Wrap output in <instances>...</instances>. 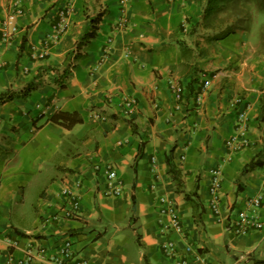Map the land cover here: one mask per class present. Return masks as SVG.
Instances as JSON below:
<instances>
[{"label": "crops", "instance_id": "0c3cea01", "mask_svg": "<svg viewBox=\"0 0 264 264\" xmlns=\"http://www.w3.org/2000/svg\"><path fill=\"white\" fill-rule=\"evenodd\" d=\"M203 3L0 0V97L13 95L0 103V264L29 250L31 264H45L40 250L51 254L65 237L74 253L67 264H180L183 255L186 264L264 260V34L251 27L215 41H207L210 30L190 35L183 19L200 21ZM15 6L23 14L5 40L2 23ZM93 25L95 37L77 48ZM179 40L194 50L188 63ZM172 80L184 89L193 80L180 108ZM128 96L136 103L129 115L122 110ZM59 111L76 112L82 122L65 128L50 121ZM233 135L247 145L232 150ZM170 150L182 175L179 192L166 174ZM251 161L260 164L241 174ZM105 163L115 179H107ZM216 167L218 215L208 195ZM118 182V195L105 193ZM63 189L80 194L76 218L62 217ZM182 191H196L203 209L196 218ZM257 193L262 228L235 235L228 218ZM163 197L177 203L179 231L165 230ZM168 241L177 257L164 253Z\"/></svg>", "mask_w": 264, "mask_h": 264}, {"label": "built area", "instance_id": "2783aa9c", "mask_svg": "<svg viewBox=\"0 0 264 264\" xmlns=\"http://www.w3.org/2000/svg\"><path fill=\"white\" fill-rule=\"evenodd\" d=\"M23 14L22 7H16L14 10L6 16L2 23V36L5 40L9 36L17 31V25L15 24L18 16ZM127 21V18H123L121 23L124 24ZM64 20L62 18L61 25L63 26ZM183 29L187 31L189 29V22L187 19H183L182 23ZM112 43V38H108L105 42V47L103 48V55H107L109 51V45ZM39 56L44 57V53L40 52ZM171 92L176 100V108H180V102L185 100V89L180 85L178 81L172 80L170 82ZM239 101L238 98L233 99V103L236 104ZM135 99L133 97H126L122 103V110L125 114L129 115L135 109ZM245 109L242 112H239L238 119L241 123L245 119ZM97 118H100L97 115ZM245 130V123L242 128V132ZM241 134V133H240ZM228 146L232 150H240L247 145L246 139L239 138L238 135H233L227 142ZM104 172L108 180H113L116 177V172L112 169L110 163H105ZM77 186V185H76ZM121 186L119 182L117 184H109L105 193L115 196L120 192ZM222 189V174L221 170L216 167L210 178V184L208 187V195L210 202V209L216 215L220 212V195ZM61 195L63 196L64 206L62 210V217L67 219L76 218L80 209L79 199L80 194L75 189L71 191L68 189L61 190ZM262 195L257 193L251 197H248L245 201V208L236 212L233 218H228L227 225L229 229L235 235H245L251 230H258L262 228L263 223L259 218V208L262 204ZM163 206L161 207L160 212L167 217V223L165 225V230L179 231L182 226V220L179 214L177 203L175 200L167 197L161 199ZM72 239L70 237H65L62 243L56 248L51 254H45V251L40 250V258L43 259L45 264H67L74 259V253L72 250ZM162 249L167 256L177 257L178 251L175 245V242L168 241L162 244ZM185 257L184 255L181 256ZM178 256V263L186 264L187 260L182 259ZM35 259V255L32 251H28L23 258L14 261V264H31ZM75 264H85L84 261H76Z\"/></svg>", "mask_w": 264, "mask_h": 264}, {"label": "trees", "instance_id": "16d2710c", "mask_svg": "<svg viewBox=\"0 0 264 264\" xmlns=\"http://www.w3.org/2000/svg\"><path fill=\"white\" fill-rule=\"evenodd\" d=\"M203 1L202 7V14L200 17V21L195 23L191 22L188 19L189 25V34L194 35L198 30H210L213 32L212 35L207 37V41H215L224 38L225 36L233 33L237 29L246 30L247 26H243L241 24L240 13L242 8L246 7L247 5H251L256 8L260 13L264 14V0H200ZM224 15H220V14ZM236 13V19L234 21L230 20L231 15ZM231 14V15H230ZM245 14V13H243ZM242 16H246L243 15ZM97 24V23H96ZM248 29V28H247ZM96 34V27L93 25L82 38V40L77 43V48L79 46L86 44L90 39L94 38ZM181 56L184 61L188 63V61L193 57V48L189 47L187 43L183 40L178 41ZM77 57V55L75 56ZM191 66V65H188ZM190 69L193 72H197L196 68L191 66ZM193 80H190L186 85L185 93L186 96L189 97L193 94V87H192ZM63 86V83L60 84ZM32 89L31 85L26 86L23 89V95L28 93ZM12 94H8L7 96L0 97V103L5 102L12 98ZM50 121L53 123L59 124L64 126L65 128H72L74 125L81 123L82 119L76 112H55L50 118ZM131 124V123H130ZM132 126V124H131ZM165 164H166V174L171 178L175 185V191L179 192L180 188L183 187V180L181 171L175 165L173 158H172V150H170L165 157ZM259 161H251L248 163L241 174L247 173L256 166H259ZM184 192V191H182ZM184 199L188 202L192 208L193 214L197 211H202V205L198 201V196L196 191L193 192H184ZM40 235H36V238H40ZM258 264H264V260L256 261Z\"/></svg>", "mask_w": 264, "mask_h": 264}, {"label": "rangeland", "instance_id": "374dc122", "mask_svg": "<svg viewBox=\"0 0 264 264\" xmlns=\"http://www.w3.org/2000/svg\"><path fill=\"white\" fill-rule=\"evenodd\" d=\"M242 14L246 16H242ZM220 15H224V14L221 13ZM235 15L237 14L233 13V15H231L232 18H230V20L234 21L236 19ZM240 19H241L242 27L244 25L247 26L248 29H250L251 27H255V28L257 27L259 33L264 34V14L260 13L253 6L247 5L246 7L242 8L240 13ZM247 28L246 30H248Z\"/></svg>", "mask_w": 264, "mask_h": 264}]
</instances>
